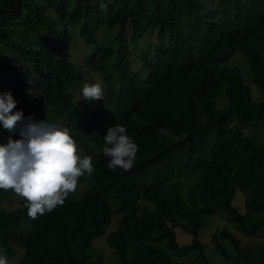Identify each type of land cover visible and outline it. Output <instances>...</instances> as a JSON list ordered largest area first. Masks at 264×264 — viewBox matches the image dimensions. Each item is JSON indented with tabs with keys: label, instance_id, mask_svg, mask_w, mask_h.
Returning a JSON list of instances; mask_svg holds the SVG:
<instances>
[{
	"label": "trees",
	"instance_id": "16d2710c",
	"mask_svg": "<svg viewBox=\"0 0 264 264\" xmlns=\"http://www.w3.org/2000/svg\"><path fill=\"white\" fill-rule=\"evenodd\" d=\"M75 27L95 44L88 68L105 80L106 100L83 106L72 89L91 83L65 50ZM116 27L117 50L101 38ZM128 30L143 46L158 34L138 56L140 68ZM238 49L264 92V0H0V86L18 101L14 111L67 127L95 169L80 198L37 219L22 198L15 208L0 199V255L8 264H105L93 241L106 234L118 264H176L173 253L190 252L199 264H215L200 240L207 215L222 213L247 233L263 230L264 221L248 222L235 203L241 190L250 209L264 210V142L252 137L264 126V101L240 69L221 68ZM116 124L139 148L129 171L110 170L103 154ZM10 138L20 139L19 130L0 123V144ZM178 228L193 235L190 244L180 245ZM212 242L223 262L264 264V243L255 252L226 229Z\"/></svg>",
	"mask_w": 264,
	"mask_h": 264
},
{
	"label": "clouds",
	"instance_id": "9594fccd",
	"mask_svg": "<svg viewBox=\"0 0 264 264\" xmlns=\"http://www.w3.org/2000/svg\"><path fill=\"white\" fill-rule=\"evenodd\" d=\"M100 83H85L84 100H103ZM18 101L11 91L0 93V123L11 133L19 130L20 139L0 144V190L13 192L26 203L27 215L37 219L63 206L76 193L81 177L94 172L92 158L82 156L70 130L47 120L25 117L23 110L14 111ZM103 149L110 170H131L139 151L126 128L116 124L107 129ZM0 264L8 258L0 255Z\"/></svg>",
	"mask_w": 264,
	"mask_h": 264
},
{
	"label": "rangeland",
	"instance_id": "374dc122",
	"mask_svg": "<svg viewBox=\"0 0 264 264\" xmlns=\"http://www.w3.org/2000/svg\"><path fill=\"white\" fill-rule=\"evenodd\" d=\"M119 29L120 28L116 27L115 29H105L101 31L102 41L107 43H112L115 50L118 49L117 34ZM71 32L73 34V39L71 43L68 45V47L65 49L66 52L69 54L75 66L84 70L87 76L86 78L89 79V82L91 84L100 83L104 88L105 80L103 78L101 79L100 77L95 76V72L88 68L89 60L95 52V48H96L95 44L92 45L87 44L86 41H84L83 35L80 34L79 32V28L76 27L72 28ZM130 35H131V31L128 30L126 33L127 40L125 43L128 44L129 51L134 55L135 63H133V66L140 68L142 67V63L138 59V56L143 54L146 48L145 46L150 45L151 43L156 44L159 42V39L157 37L158 34L151 33L144 46L142 44H136L135 42H131ZM148 52L151 53L152 51L149 50ZM122 59L123 58L121 56L119 60L114 61V64L112 66L114 73L115 70L120 68V63ZM221 68L240 69L242 71V75L245 83L251 88L254 99L264 101V92L259 91L256 88V86L251 83L252 81L251 69L247 59L245 58V56L243 55L240 49H238L235 52L231 60L222 64ZM142 76H144L145 78L147 75L142 74ZM79 89H83V88L80 86L79 88H75L72 90L74 92H77V95L75 94V97L80 102L81 104L80 106H83L84 102L89 103V101L83 100L82 91ZM115 89L119 90V83L115 84ZM3 92H8V89L2 88L0 86V93ZM103 93L105 94L106 92L103 91ZM220 97L218 98V105L224 106L226 100ZM103 100H106L104 96H103ZM105 104L103 106H105ZM38 113L39 112H36V115H38ZM252 137L260 142H264V126L261 129L260 128L257 129L256 132H253ZM92 182H93L92 175L91 176L85 175L84 179L79 181V186L76 193L70 196L75 198H80L90 188ZM7 193H8L7 196L4 195L0 198L2 200L1 204H5L9 208H15L16 206H18L21 198L15 195L11 191ZM246 200H247V194L239 190L237 192L235 203L244 212L246 220L248 222L264 221V210L250 209L248 207V203ZM116 218H120V215L115 214V218L113 219V225L111 229L108 231V233H111L114 230L115 228L114 223L118 222V219ZM223 229H226L227 231H230L231 233L235 234L237 237L240 238L241 245L243 247L250 246L255 252L259 251L260 247L264 243V229L258 233H247L241 228L238 222L227 221L222 213H220L219 215H207L205 217V227L202 229L200 234V240L203 243H205L206 252L208 256L214 261L215 264H229L227 262H223L221 256L218 253H216L214 243L212 242L213 234L220 233L221 230ZM107 235L108 234L94 239L93 243L95 249L101 251L104 254L106 258L105 264H118V258H119L118 253L116 252L114 247L108 243ZM177 235L180 245L190 244L194 239L193 235H191L186 231L181 230L180 228L177 229ZM224 241L227 246V249H229V251L232 253L235 252L236 250L235 245L230 240H224ZM173 257L176 264H199L197 261L196 252H190L187 254L173 253ZM9 264H13V262H10Z\"/></svg>",
	"mask_w": 264,
	"mask_h": 264
}]
</instances>
